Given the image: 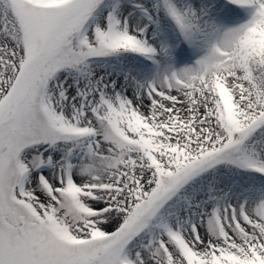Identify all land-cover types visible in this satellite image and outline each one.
Listing matches in <instances>:
<instances>
[{
  "label": "snow or ice",
  "instance_id": "1",
  "mask_svg": "<svg viewBox=\"0 0 264 264\" xmlns=\"http://www.w3.org/2000/svg\"><path fill=\"white\" fill-rule=\"evenodd\" d=\"M0 264H264V0H0Z\"/></svg>",
  "mask_w": 264,
  "mask_h": 264
}]
</instances>
